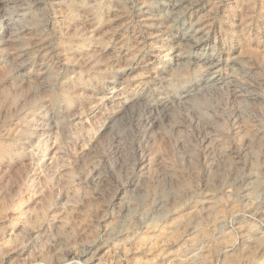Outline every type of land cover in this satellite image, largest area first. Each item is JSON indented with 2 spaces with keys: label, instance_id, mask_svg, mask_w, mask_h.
Segmentation results:
<instances>
[{
  "label": "rangeland",
  "instance_id": "374dc122",
  "mask_svg": "<svg viewBox=\"0 0 264 264\" xmlns=\"http://www.w3.org/2000/svg\"><path fill=\"white\" fill-rule=\"evenodd\" d=\"M0 264H264V0H0Z\"/></svg>",
  "mask_w": 264,
  "mask_h": 264
}]
</instances>
